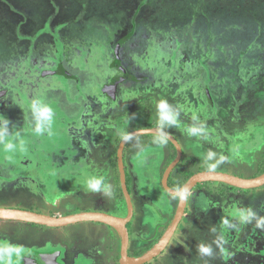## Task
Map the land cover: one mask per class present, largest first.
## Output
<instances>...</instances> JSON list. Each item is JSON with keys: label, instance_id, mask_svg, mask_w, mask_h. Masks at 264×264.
I'll return each mask as SVG.
<instances>
[{"label": "rangeland", "instance_id": "374dc122", "mask_svg": "<svg viewBox=\"0 0 264 264\" xmlns=\"http://www.w3.org/2000/svg\"><path fill=\"white\" fill-rule=\"evenodd\" d=\"M62 64L72 78L55 72ZM123 72L127 77L118 85L115 98H110L108 86ZM38 93L55 110L51 135L36 136L31 130L30 103ZM161 99L181 113L178 125L167 129L183 150L173 178L182 177V171L257 177V163L264 152V0H0V115L11 121L27 147L15 154L0 151V207L43 210L45 214L53 210L43 206L53 203L59 213L52 215L59 216L72 213L77 205L82 207L73 213L89 212L86 208L95 204L112 215L116 204L125 214L124 203L116 197L120 187L116 177L106 180L110 197L95 194L100 199L89 198L84 191L71 198V186L76 183L73 189L78 188L79 181L65 178L64 172L70 169L64 170L61 156L74 154L66 149L67 142L80 140L82 158L97 167L89 173L101 175L98 162L108 154L106 137L113 139L121 133L115 149L110 150L111 162L123 134L144 130L147 122L157 128L156 104ZM194 114L205 124L208 140L187 135ZM88 132L93 137L86 145L82 140ZM154 136L140 135L128 142L141 144L128 164L127 152L123 153L134 210L130 225L133 250L144 251L147 245L143 243H154L155 238L150 239L155 236L153 224L164 225L175 210L176 203L168 204L172 197L163 190L161 175L176 154L167 145L146 146ZM209 149L226 158L215 170L204 163ZM148 154L149 161L153 160L148 168L150 178L144 171L143 156ZM164 157L167 161L161 172ZM236 190L231 192L236 201L228 206L226 199L212 197L207 188H194L173 239L147 264H201L197 244L211 243L219 236L228 244L230 238L235 240L248 230L244 248L252 262L257 261L264 254L260 252L264 234L253 232L258 231L255 223L244 229L247 225L239 224L236 214L245 207L258 210L264 201V186ZM42 200L48 201L44 204ZM67 205L72 206L70 211H65ZM226 207L233 211L222 219L237 223L236 228L222 223L219 227L220 214H225L220 210ZM102 227L80 223L49 229L0 221V241L8 239L14 245L43 251L45 264H59L60 256L61 264H70L72 254L60 255L58 247L72 250L76 241L95 253L92 243L101 237ZM213 227L215 233L210 231ZM218 256L216 251L210 264H219ZM112 258V253H106L98 264H115Z\"/></svg>", "mask_w": 264, "mask_h": 264}, {"label": "water", "instance_id": "95a60500", "mask_svg": "<svg viewBox=\"0 0 264 264\" xmlns=\"http://www.w3.org/2000/svg\"><path fill=\"white\" fill-rule=\"evenodd\" d=\"M123 79L124 77L116 79L108 86L107 91L110 98H115V89ZM156 130L157 128L137 130L131 132L130 134H133L134 138L140 135H156ZM168 135V141L173 145L176 151V157L162 174L161 186L168 195L176 198L177 190H173L168 186V179L172 170L181 160L182 149L178 141L169 133ZM127 144L128 142L126 143L121 140L118 145L116 155L119 184L127 208V214L125 217H116L102 212H79L67 216H53L23 209L0 207V221L26 223L51 229L65 228L68 226L86 222L101 224L114 230L118 235L120 241L119 264H147L148 262L158 257L160 254H162L171 241V238L173 237V234L184 215L188 196L196 186L204 183H222L243 191L258 189L264 186V173L254 178H242L218 171H202L193 174L180 188L186 191L187 198L184 200H180L177 198L178 204L176 207V212L173 221L166 233H164L161 239L145 254L140 257H130L128 256L127 252L129 245V236L126 225L131 220L133 214V205L126 184V174L123 162V153Z\"/></svg>", "mask_w": 264, "mask_h": 264}, {"label": "clouds", "instance_id": "9594fccd", "mask_svg": "<svg viewBox=\"0 0 264 264\" xmlns=\"http://www.w3.org/2000/svg\"><path fill=\"white\" fill-rule=\"evenodd\" d=\"M30 116L32 124V132L36 136L45 134L51 135L52 126L55 118L54 108L43 99V94L38 93L33 96L30 103ZM157 114V130L154 136L153 143L166 145L169 140L167 129L177 126L180 118V111L170 104L166 99H161L156 104ZM193 123L186 129L189 137H197L203 140L209 139V132L203 122L200 121L197 115L192 116ZM4 115H0V151L4 153L15 154L16 152H25L27 147L24 139L19 131H13L14 125ZM134 136L130 133H125L122 136L123 142L133 141ZM223 155L218 154L209 149L205 155L204 163L210 170H215L219 165L225 162ZM84 190L86 193L100 194L105 197L111 196V186L105 182L101 175H90L84 181ZM176 198L180 200L186 199V191L177 190ZM239 224H252L259 229H264V218H261L258 212L252 207L241 208L236 214ZM223 226L229 229L237 227L228 219L223 220ZM215 233L217 230L213 227L210 230ZM224 242L223 236H219L211 243L197 244L196 251L198 256L205 261V264H210V261L215 256L216 248L220 247ZM215 245L216 247L214 248ZM24 252L20 246L14 245L8 241H0V264H15Z\"/></svg>", "mask_w": 264, "mask_h": 264}, {"label": "flooded vegetation", "instance_id": "af4514ba", "mask_svg": "<svg viewBox=\"0 0 264 264\" xmlns=\"http://www.w3.org/2000/svg\"><path fill=\"white\" fill-rule=\"evenodd\" d=\"M39 54V53H38ZM117 66H118V64H116ZM119 68H121L120 67V65H119ZM38 71L40 70V68H38L37 69ZM37 70H35V71H37ZM120 70H122V69H120ZM55 72H57V74L59 75V76H62V77H68L69 75H68V72H69V70H68V68H66L65 66H63V64L62 65H60V67H58V70H55ZM44 73H46V72H44ZM50 73V75H51V72H49ZM122 77H127L126 76V74L123 72V75L120 77V78H122ZM120 78H116V79H120ZM67 79V78H66ZM116 79H114V80H116ZM113 80V81H114ZM124 82V79L122 80V82H120L119 84H121V83H123ZM118 84V85H119ZM118 87V86H117ZM116 90H117V88L115 89V92H116ZM117 93L119 94V92L117 91ZM210 99H211V97H209ZM71 120V119H70ZM88 134H89V132L87 133V135H86V133H85V138H84V141L82 140V142L83 143H86V145L87 144H89V137H88ZM174 137V136H173ZM87 139V141H85ZM78 143H79V145L81 144V142H80V140H78V141H76L74 138H73V140H70L69 142H67V147H66V149L68 148L69 150H73L74 151V154H72V155H70V156H67L66 157V155H62L61 157L65 160L64 161V164H65V168H64V170H66V169H70L68 172H67V170L64 172V175H65V178H67V175L72 179V180H74L75 182L76 181H83L84 179H86L88 176H90L91 174L89 173V170H91V171H94V169H95V165H90V163L88 162V159H83L82 157V155H84V154H82V153H84V150H82V149H80V148H78L79 147V145H78ZM179 143V142H178ZM118 148V147H117ZM182 149V148H181ZM31 153H33V152H31ZM175 153H176V151H175ZM182 155H183V151H182ZM87 156L89 157L90 156V154L88 153L87 154ZM69 157V158H68ZM175 157H176V155H175ZM175 157H174V159H175ZM87 158V157H86ZM83 159V160H82ZM181 160H182V157H181ZM181 160L179 161V163L177 164V166L172 170V172H171V174H170V176H169V179H168V183H169V180L172 178V180H176L175 178H173V172L175 173V169L177 168V169H179L180 167H178L179 166V164L180 163H182L181 162ZM75 161V162H74ZM22 164H24L23 166H24V169H27V164L25 163V159L23 160V162H22ZM38 164V163H37ZM168 167V166H167ZM182 167V166H181ZM38 168V167H37ZM37 168H35V169H37ZM166 170V169H165ZM165 170H163V172L165 171ZM28 173H31L32 172V170H29V171H27ZM186 172V171H185ZM199 171H195L193 174H195V173H198ZM125 174H126V169H125ZM163 174V173H162ZM103 175H106V173H103ZM22 178V177H21ZM25 178H26V176H25ZM161 178H162V175H161ZM70 181V180H69ZM15 182H17V184L19 183L18 182V178L17 179H15ZM186 183V182H185ZM126 184L128 185V180H127V178H126ZM20 185H22V184H20ZM76 185V183H74V185H73V187ZM78 186V185H77ZM169 186V185H168ZM72 187V188H73ZM81 186H78V189L80 188ZM197 187V186H196ZM195 187V188H196ZM128 188V187H127ZM172 189V188H171ZM128 191H129V189H128ZM130 193V192H129ZM231 193V192H230ZM228 194V196L229 195H231V194ZM46 194V193H45ZM73 194V193H72ZM70 195L71 196V198H73V197H76V196H78V194H73V195ZM81 195V194H80ZM171 196V195H170ZM97 199L99 198V196L98 195H96L95 196ZM131 197V196H130ZM172 197V200L171 201H168V204H170V202H171V204L173 205V203L175 204V210H174V212L172 213V215L169 217H167L165 220V224L163 225H161V223L160 222H156V223H154L153 225H154V230H155V236H153V237H149L150 239H152V238H155V240H154V243H151V245H153V244H156V241L157 240H159V238H160V236H162L164 233H166V231L169 229V227H170V225H171V223H172V221H173V218H174V215H175V212H176V207H177V204H178V199L177 198H175V197H173V196H171ZM100 199V198H99ZM116 199V198H115ZM173 199H174V201H173ZM49 200V199H48ZM48 200H42L43 202H44V204H45V202L46 201H48ZM131 201H132V199H131ZM187 201H188V199H187ZM101 204L103 205V202H101ZM124 205H125V210H126V213L125 214H121L120 212H119V208H117V206H116V204H114V208H111L112 210L111 211H113V214H112V216H116V217H125L126 216V214H127V208H126V204H125V200H124ZM186 206H187V204H186ZM76 207V206H75ZM78 207H82V206H80V205H77V207L74 209L73 208V211H75V210H77V208ZM50 208H55L54 206H53V203H50ZM58 208H60V206L58 205ZM89 208V207H88ZM85 209V208H84ZM186 209H187V207L185 208V211H184V215H183V217L185 216V214H186ZM102 211L103 213H106L105 212V208H99L98 209V207L94 204L93 205V208L92 209H87L86 208V211ZM43 210H41L40 212H42ZM220 211H225V214L224 213H221L220 214V223H219V227L221 228V223L223 224V219L222 218H224L225 216H227V215H229L230 213H228L229 211H227V207L226 208H224V209H221ZM35 212V211H34ZM38 212V211H37ZM40 212H38V213H40ZM42 214H44V213H42ZM107 214V213H106ZM46 215H49V214H46ZM51 215V214H50ZM133 215H134V210H133V214H132V217H131V220H132V218H133ZM222 215H224V216H222ZM183 217H182V219H183ZM162 219H163V217H162ZM181 219V220H182ZM131 220H130V222L129 223H127V225H126V228H127V231H128V236H129V245H128V250H127V252H128V256H130V257H136V254L140 251L139 249L140 248H138L137 250L135 249V250H133V248L131 249L130 247V244L132 243V240L134 239H132V234L130 233L131 231H130V225H131ZM180 223H181V221H180ZM180 223H179V225H180ZM30 225H32V224H30ZM101 225V224H100ZM159 225H161V230H160V232H162L161 234L162 235H160L159 233H158V227H160ZM178 225V226H179ZM33 226H37V225H33ZM102 226H104V225H102ZM42 227V226H41ZM44 228H46V227H44ZM102 229L103 230H101V232L100 233H98V235L100 234V236L101 237H99V239H98V241L97 242H93L92 244H95V246H96V251H95V253H93L92 251H93V249L91 250L90 248H88V250H86L85 248H82V246H81V242H79V243H77L76 241H73L74 242V244H75V247L72 249V250H70V249H68V248H65L64 246L63 247H61V246H59L58 247V249H59V251H60V255H61V253L63 254V253H65V255H66V253H68V252H70V254H72V257L69 259L71 262H70V264H98V262H99V259H101L102 257H104V255L106 254V253H112L113 254V258H112V260H113V262L115 263V264H119V259H120V241H119V239H118V237H117V235H116V233H115V231L114 230H112V229H110V228H108V227H106V226H104V227H102ZM163 229V230H162ZM177 229H178V227H177ZM176 229V230H177ZM221 230H223V229H218V231H221ZM41 231V230H40ZM158 233V234H157ZM175 233H176V231L174 232V234H173V237H174V235H175ZM151 234V233H150ZM116 236V238H117V241L114 239V237ZM173 237L171 238V240L173 239ZM240 237V236H239ZM101 239V240H100ZM145 239H148V238H145ZM5 241H8V239L7 240H5ZM58 241V240H57ZM57 241H55L54 243H57ZM234 241L235 240H232L231 238L228 240V242L230 243H228V244H224L225 242H223L222 243V245L220 246V247H218V248H216V251H217V253H218V258H219V264H233V262L238 258L237 257V246L236 245H234ZM147 242V241H146ZM171 242V241H170ZM169 242V243H170ZM145 246L147 245H149L148 243H143ZM70 245H71V242H70ZM18 246H20V245H18ZM145 246H143V247H145ZM22 248L24 249V252H23V254H22V256L18 259V260H16L15 261V264H45V262H44V260H43V258H42V256H41V253L43 252V251H38L37 249H35V248H31V247H29V245H26V246H23L22 245ZM60 249H62V250H60ZM193 249V248H192ZM130 250H133V255H132V253H131V251ZM244 251L245 252H247L248 251V248H244ZM140 252H142V251H140ZM139 252V253H140ZM197 254V253H196ZM246 254V253H245ZM242 255L243 256V259L242 260H237V261H241L240 262V264H258L257 263V261H256V263H254V262H252V258H249V257H247V255ZM57 255H58V253H57ZM90 255H92V257L90 256ZM100 256H102V257H100ZM66 257H68V256H66ZM246 257L248 258V260L246 259ZM59 258V257H58ZM60 259L62 260V257L60 256V258L58 259V262H59V264H61V261H60ZM154 260V259H153ZM80 261V262H79ZM193 264H198V263H196V262H192ZM106 264H109V263H106ZM201 264H205V261L204 260H202L201 259ZM239 264V263H238Z\"/></svg>", "mask_w": 264, "mask_h": 264}, {"label": "crops", "instance_id": "0c3cea01", "mask_svg": "<svg viewBox=\"0 0 264 264\" xmlns=\"http://www.w3.org/2000/svg\"><path fill=\"white\" fill-rule=\"evenodd\" d=\"M154 128V127H153ZM121 134V133H120ZM120 134L119 133H117L116 135H115V137L112 139L111 138V136H109V137H106V145H105V148H108V149H106V151L108 152V154H107V156H105L104 154V158H102V160H99V162H98V167L100 166V169L102 170L101 172H100V174H101V176H103L104 177V179H105V182H106V180L108 179V181L110 180V179H112L113 180V178L115 177V174H114V170H113V168H112V166H111V162H110V158H111V154H110V150H111V153H112V150L113 149H115V146H116V140H118L119 139V137H120ZM88 137H89V140H91L92 139V133L91 132H89V134H88ZM120 143V142H119ZM146 143H150V144H146V146H150V145H153V144H151V143H153V140H149V141H146ZM119 145V144H118ZM129 143L125 146V148L126 149H124L125 151L124 152H127V154H126V162H127V164H128V162L130 161V160H132V159H134V157H135V155H132L133 154V152H134V149H136L139 145H141V144H136V143H131L129 146ZM164 148V147H163ZM162 148V149H163ZM184 149V148H183ZM127 150V151H126ZM183 151V150H182ZM164 154H165V156L166 155H168L169 156V153L167 154V152L165 151V149H164ZM102 155V156H103ZM150 155L151 154H148V155H144L143 157H145V163L144 164H146V166H145V168H144V164H142L141 166H143V168H144V171H145V174L146 175H148L149 176V178H150V175H151V172H150V174H148V168L150 167V165L153 163V160H151V161H149L150 160ZM101 156V157H102ZM168 156H167V158H168ZM142 157V156H141ZM135 160H140L139 158H137V159H135ZM163 161L161 162V163H163V164H161V172H162V168H163V166H164V164H165V162L167 161V159L164 157L163 159H162ZM174 160V157H172V159L171 160H169V162H168V165L172 162ZM97 162V161H96ZM103 162V163H102ZM148 162V163H147ZM93 165H95L94 163H93ZM95 168L97 169V167H96V165H95ZM160 171H159V167L157 168V174L159 173ZM103 173H106V175H103ZM155 173V172H154ZM164 173V172H163ZM93 175H95V174H93ZM128 176V175H127ZM148 178V177H147ZM70 181H74V180H72V179H70ZM84 181L85 180H83V181H79L78 183H79V186H81L79 189L78 188H75V189H73L72 188V186H71V189H72V191H74V192H72V193H76V194H78V195H80V194H83L82 192H84L85 190H84ZM75 182V181H74ZM70 189V190H71ZM231 195H229V196H227L225 199H226V201H228V206L232 203L233 205H234V201H236V199H233V197L236 195V194H232V193H230ZM89 195V198H90V196H93V197H95L96 195L95 194H91V193H89L88 194ZM99 196V195H98ZM212 197H214L213 195H211ZM242 196V195H241ZM243 201H246L245 199H243ZM217 204H220V203H218L217 202ZM216 204V205H217ZM53 206L55 207V208H50V205H47V206H43V207H45V208H50V210H53L52 211V213H45V214H57L58 215V213H59V210H57L56 209V206L53 204ZM67 210H65V211H70L71 210V208L70 207H72L71 205H67ZM65 208V207H64ZM229 208V210L230 211H233V210H231L230 208L231 207H228ZM228 212V213H231V212ZM257 212H258V214H259V216L261 217V218H264V201H263V203L262 204H260V206H259V209L258 210H256ZM70 212H72V213H70V214H67V215H73V214H76L77 212H75V213H73L74 211H70ZM90 212H102V211H90ZM42 213H44V212H42ZM103 213V212H102ZM67 215H59V216H67ZM87 223V222H86ZM89 223V222H88ZM94 224H97V223H94ZM77 225V224H76ZM100 225V224H99ZM107 227V226H106ZM253 227H256L255 225L253 226ZM109 228V227H108ZM244 229H250L251 228V226H245V227H243ZM49 229H51V228H49ZM257 230L258 231H253V232H259V233H261V234H264V229H259V228H257ZM244 231V230H243ZM253 232H251V233H253ZM116 233V232H115ZM246 234H249L250 233V230H248L247 232H245ZM246 234H243L242 233V235L240 236V237H237L236 239H235V241H234V245H236L237 247V259L233 262V264H240V262L239 261H237V260H242L243 259V256L242 255H244L245 253V255H247V257H249V258H252L249 254V251L248 252H245L244 251V246L245 245H247V243H246V241L244 240V237H246V236H248V235H246ZM257 234V233H256ZM117 235V234H116ZM116 237V236H115ZM117 237H118V235H117ZM117 239V238H116ZM119 239V238H118ZM249 244V243H248ZM263 249V250H262ZM261 251L260 252H262V251H264V246H262V248L260 249ZM262 254V253H261ZM247 257H246V259H247ZM257 260V262H258V264H262V261H264V254L262 255V256H258V259H256ZM254 263H256V261H254Z\"/></svg>", "mask_w": 264, "mask_h": 264}, {"label": "trees", "instance_id": "16d2710c", "mask_svg": "<svg viewBox=\"0 0 264 264\" xmlns=\"http://www.w3.org/2000/svg\"><path fill=\"white\" fill-rule=\"evenodd\" d=\"M69 73V72H68ZM69 75V74H68ZM69 77V76H68ZM69 78H72V76L70 75ZM150 116L149 112L146 113V117L148 118ZM149 119V118H148ZM153 128V126L151 124H149L148 122L146 123V125L144 126V129H151ZM135 139H138V138H135ZM140 139V138H139ZM119 144V143H118ZM167 146L171 147L172 148V151L175 153V149L173 147V145L168 141V143L166 144ZM118 147V146H117ZM126 149V148H125ZM117 150V148H116ZM125 151V150H124ZM176 154V153H175ZM111 166L114 170V174H115V177L119 179V174H118V169H117V163H116V157L114 155V160H111ZM177 169V168H176ZM175 169V170H176ZM182 177L176 179V180H172V178L169 180V187L172 188L173 190H178L180 189L184 184L185 182L193 175V172L189 171V172H184L182 171ZM264 173V152L262 153V155L260 156L259 160H258V163H257V175L256 176H259L261 174ZM126 178L128 180V176H127V173H126ZM214 186V187H213ZM197 187L201 188H207V192L213 196H220V198H226L228 196V194L234 190H236L235 188L233 187H230V186H227L225 184H222V183H204V184H201V185H198ZM237 191V190H236ZM243 191V190H242ZM249 191V190H248ZM247 192V191H246ZM116 197L118 198L119 201L123 202L124 203V196L122 194V191L119 187V185L117 186V193H116ZM115 197V198H116ZM159 241V240H157ZM156 241V243H157ZM154 245V244H153ZM153 245H149L145 248L144 251L142 252H138L136 254V257H140L142 256L143 254H145L148 250H150ZM135 257V256H134Z\"/></svg>", "mask_w": 264, "mask_h": 264}]
</instances>
